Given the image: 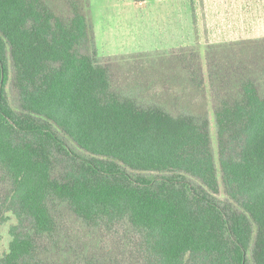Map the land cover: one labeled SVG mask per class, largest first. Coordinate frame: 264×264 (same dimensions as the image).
Listing matches in <instances>:
<instances>
[{"label":"trees","instance_id":"1","mask_svg":"<svg viewBox=\"0 0 264 264\" xmlns=\"http://www.w3.org/2000/svg\"><path fill=\"white\" fill-rule=\"evenodd\" d=\"M90 10L0 0V264H264V37L119 81Z\"/></svg>","mask_w":264,"mask_h":264},{"label":"rangeland","instance_id":"2","mask_svg":"<svg viewBox=\"0 0 264 264\" xmlns=\"http://www.w3.org/2000/svg\"><path fill=\"white\" fill-rule=\"evenodd\" d=\"M90 2L89 16L95 32L98 54L104 58H119L118 64L113 68L115 80L119 81L123 78V71L130 70L137 61L147 66L150 62H159V58L168 51L187 47L201 49L204 68L207 71V46L264 37V0ZM240 18L244 19V22H241ZM10 81L6 89L12 98ZM209 120L218 162L216 125L212 112ZM100 236L105 240V246L114 243L119 247L123 244V235L117 231L106 232Z\"/></svg>","mask_w":264,"mask_h":264},{"label":"crops","instance_id":"3","mask_svg":"<svg viewBox=\"0 0 264 264\" xmlns=\"http://www.w3.org/2000/svg\"><path fill=\"white\" fill-rule=\"evenodd\" d=\"M241 19V22H244V19L240 18ZM247 21V20H246Z\"/></svg>","mask_w":264,"mask_h":264}]
</instances>
